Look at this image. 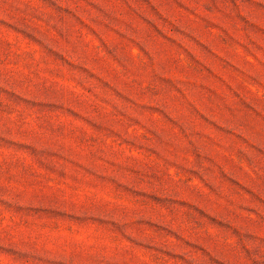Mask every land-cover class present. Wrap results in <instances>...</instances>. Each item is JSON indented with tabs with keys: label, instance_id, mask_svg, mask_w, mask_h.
Returning a JSON list of instances; mask_svg holds the SVG:
<instances>
[{
	"label": "rangeland",
	"instance_id": "obj_1",
	"mask_svg": "<svg viewBox=\"0 0 264 264\" xmlns=\"http://www.w3.org/2000/svg\"><path fill=\"white\" fill-rule=\"evenodd\" d=\"M0 264H264V0H0Z\"/></svg>",
	"mask_w": 264,
	"mask_h": 264
}]
</instances>
